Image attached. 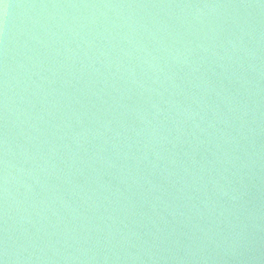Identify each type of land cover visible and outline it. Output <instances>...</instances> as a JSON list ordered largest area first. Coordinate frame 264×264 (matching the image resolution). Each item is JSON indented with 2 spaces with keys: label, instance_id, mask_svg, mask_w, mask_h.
<instances>
[{
  "label": "water",
  "instance_id": "obj_1",
  "mask_svg": "<svg viewBox=\"0 0 264 264\" xmlns=\"http://www.w3.org/2000/svg\"><path fill=\"white\" fill-rule=\"evenodd\" d=\"M0 264H264V0H0Z\"/></svg>",
  "mask_w": 264,
  "mask_h": 264
}]
</instances>
